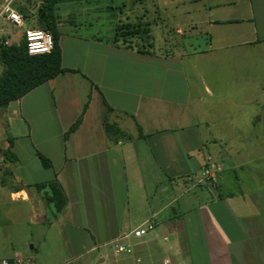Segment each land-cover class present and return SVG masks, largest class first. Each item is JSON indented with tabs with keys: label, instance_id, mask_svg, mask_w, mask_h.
<instances>
[{
	"label": "crops",
	"instance_id": "obj_1",
	"mask_svg": "<svg viewBox=\"0 0 264 264\" xmlns=\"http://www.w3.org/2000/svg\"><path fill=\"white\" fill-rule=\"evenodd\" d=\"M23 1L13 0L25 18L22 27L0 21V42L6 45L18 44L25 29L37 27L42 0L24 1L34 3L33 10ZM163 1H152L151 21L138 18L152 33L162 32L165 49L146 53L114 42L112 20L108 34L81 33L91 23L76 22V14L112 11L113 2L58 4L61 66L77 72L43 83L0 111L7 133L0 135V206L24 204L35 220L45 215L46 204L43 191L28 186L55 180L65 197L55 219L64 215L62 225L71 232L70 259L62 264H104L99 250L130 232L125 230L134 215H140V223L133 230L148 222L155 227V217L169 206L152 209L147 185L155 191L157 183L193 174L199 175L189 182L196 195L204 186L214 191L198 210L202 259L181 225L166 250L155 239L140 241L131 256L113 254L110 264H264V127L251 131L262 120L257 112L264 111V97L258 99V91L264 95V83L258 81L264 79V0ZM185 35L184 49H175L170 39ZM176 107L188 113L166 117ZM226 110L233 112L230 122ZM81 114L80 125L64 140ZM228 127L237 130L231 135ZM8 140L16 161L3 159ZM252 140L255 151L246 157L244 144ZM35 151L52 167L42 168ZM211 165L218 170L215 183H199L202 169ZM30 250L36 256L35 248ZM94 252L99 255L92 262ZM35 256L31 264H43ZM19 258L14 254L0 264Z\"/></svg>",
	"mask_w": 264,
	"mask_h": 264
},
{
	"label": "rangeland",
	"instance_id": "obj_2",
	"mask_svg": "<svg viewBox=\"0 0 264 264\" xmlns=\"http://www.w3.org/2000/svg\"><path fill=\"white\" fill-rule=\"evenodd\" d=\"M23 1V0H22ZM25 1V0H24ZM23 1V2H24ZM101 2H113V6L116 8L112 11H105L104 9L92 10L88 14H76L74 17L76 22L82 23L84 21L91 23V27L88 25L85 28H81V33H93L100 31L103 34H108L110 32V21L114 24H133L134 27L138 28L139 31L148 30L147 33H140L134 37H128L125 42L118 40L119 45H124V47L134 49L136 51L149 52L153 49L162 50L164 48L162 32L152 31L147 27L148 23H142L139 19L142 15H145V21H151L153 19V0H100ZM162 4H167L168 0L161 2ZM24 8L35 9L36 5L34 3L28 4L27 1L24 2ZM75 3H63L60 8H67L69 6H75ZM101 4V3H100ZM17 8V7H16ZM147 13V14H145ZM60 17H64L63 12L57 13ZM139 18V19H138ZM138 19V20H136ZM37 29H42L40 26L35 27ZM109 31V32H108ZM188 35L171 38L172 44H174L175 49H184L183 44ZM154 42V43H153ZM70 49V48H69ZM73 49V48H72ZM67 63H71L73 58L66 55ZM81 63V62H79ZM197 68L200 70L201 64L197 63ZM258 81L264 83V79L261 78ZM181 86V82L177 83ZM264 95L262 91H258V99H263ZM176 110H171L166 117L180 116L181 114L188 113L183 110V108H175ZM226 121H231L233 112L231 110H226ZM241 119L244 120L247 115L246 111L242 109ZM262 116L261 123L256 125L255 128H251L254 132L264 127V111L259 110L257 112L258 119ZM2 113H0V135H6V126L2 120ZM255 119V120H256ZM52 132L53 129L49 128ZM229 132L233 135L237 128L228 127ZM240 130H245L248 132V128L241 126ZM13 131L16 134V128L13 127ZM230 135V136H231ZM246 143V141H245ZM255 141L246 143L243 154L246 157L249 156L251 151H255ZM232 145H237L236 141ZM247 167V166H246ZM238 173V171H236ZM198 174H193L188 178H181L175 183H171L166 180L161 184L156 185L155 191L152 190L150 186L147 185L146 193L150 196L151 208L158 210L159 207H163L165 204H169L168 207L162 209L159 215L155 217L156 225L152 231H150L146 236H144L141 241H147L155 239L156 245H160L164 250L171 245V240L173 239L174 232L177 231L181 225L185 227L184 231L187 237L191 238V243H193L194 253H197V259H202V241H201V229L199 224L198 210L206 203V196L209 193H214L213 189H206L205 186L202 188V194L196 195L193 192V188L190 187L189 182L195 183ZM225 184H228V179L232 178V174L226 175ZM8 179V178H7ZM10 185V184H8ZM190 190H189V189ZM8 190L6 194L8 196ZM133 200L130 197V210H133ZM40 210V208H39ZM41 212V211H40ZM151 211H148L150 215ZM176 212V215L173 213ZM57 214L54 213L51 206L45 207V215L38 217L33 220L29 217L28 208L24 204L13 203V201H7V204L0 206V262L2 259H11L14 254H18L26 264L27 259L31 256H35L30 250V247H34L36 250V258L40 259L43 264H62L64 261L70 259V253L66 249V242L68 241L69 232L65 226L62 225V221L65 219L63 215L61 221L55 219ZM132 216V214H131ZM140 215H134V218L127 224V230H133L140 222ZM174 218V219H173ZM48 222H43L47 220ZM175 221V222H174ZM77 232V231H76ZM79 235V234H78ZM185 234L183 232L182 237ZM166 238V240H164ZM182 238V239H183ZM168 239V240H167ZM100 253L105 255V263H111V256H113L112 246H106L104 249L99 250ZM99 252H94L90 255L92 262L94 258L97 257Z\"/></svg>",
	"mask_w": 264,
	"mask_h": 264
},
{
	"label": "trees",
	"instance_id": "obj_3",
	"mask_svg": "<svg viewBox=\"0 0 264 264\" xmlns=\"http://www.w3.org/2000/svg\"><path fill=\"white\" fill-rule=\"evenodd\" d=\"M93 1V0H42L41 5L36 10V23L46 32L51 35L52 49L48 54L28 55L26 51L25 39H22L16 45H6L0 42V65L2 71L0 73V111L8 107L11 102L20 100L27 93L42 85L43 83L56 78L66 72L75 73L76 70L65 69L61 66V49L59 46V31L56 25L55 7L60 3ZM22 12V9H20ZM147 33L148 30L139 31L133 24H116L114 26V42L122 40L123 42L128 37H134L140 33ZM140 53H146L139 51ZM103 104L107 111L111 108L107 105L104 99ZM87 104L84 106L82 113L85 111ZM82 114L64 133L65 140L73 131L80 125ZM3 159L7 161H16V157L11 151V140H8V147L2 153ZM35 155L44 169L52 167L51 161L35 151ZM36 191H43L42 199L47 206H51L55 214L62 211L65 205L64 194L58 183L53 180L50 182L35 184L28 186Z\"/></svg>",
	"mask_w": 264,
	"mask_h": 264
},
{
	"label": "built area",
	"instance_id": "obj_4",
	"mask_svg": "<svg viewBox=\"0 0 264 264\" xmlns=\"http://www.w3.org/2000/svg\"><path fill=\"white\" fill-rule=\"evenodd\" d=\"M24 17L13 8V0H6L0 7V21H5L14 27H22ZM24 39L26 43V51L28 55L48 54L52 49L51 35L41 29L27 28L24 30ZM5 44V43H4ZM218 170L213 165L206 166L200 173L199 183L214 184ZM154 229L153 223H146L144 226L131 230L122 234L112 243V252L116 256H131L137 244L141 239ZM139 260H137L138 262ZM24 263L22 258L13 262V264ZM31 259L26 264H31ZM1 264H8L2 262Z\"/></svg>",
	"mask_w": 264,
	"mask_h": 264
},
{
	"label": "water",
	"instance_id": "obj_5",
	"mask_svg": "<svg viewBox=\"0 0 264 264\" xmlns=\"http://www.w3.org/2000/svg\"><path fill=\"white\" fill-rule=\"evenodd\" d=\"M40 208H41V212L44 213V209H43L41 204H40ZM46 221H48V220H46Z\"/></svg>",
	"mask_w": 264,
	"mask_h": 264
}]
</instances>
